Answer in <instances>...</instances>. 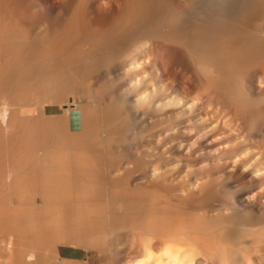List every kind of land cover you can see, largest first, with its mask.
Listing matches in <instances>:
<instances>
[{
	"label": "bare ground",
	"instance_id": "6f19581e",
	"mask_svg": "<svg viewBox=\"0 0 264 264\" xmlns=\"http://www.w3.org/2000/svg\"><path fill=\"white\" fill-rule=\"evenodd\" d=\"M11 1L0 0V264H230L226 244L246 246L254 239L264 246V212L258 221L237 212L192 217L182 203L167 198L170 180L157 168L163 163L155 162L156 155L118 152L130 143L137 112L150 116L179 108L181 98L168 99L164 85H157L167 80V63H158L166 52L188 61L217 88L220 75L216 79L212 72L230 60L227 51L241 32L234 31L236 25L260 12L257 0L192 1L186 10L195 19L192 26L178 8L156 0L143 23L124 31L118 42L106 32L86 43L67 28L57 32L44 13L35 24V12L14 9ZM150 36L161 42L148 51ZM108 62L117 69L105 75ZM132 161L142 163L141 172L119 180ZM121 235L130 243L122 245ZM81 252L86 256L80 258ZM251 258L248 264L259 263Z\"/></svg>",
	"mask_w": 264,
	"mask_h": 264
},
{
	"label": "rangeland",
	"instance_id": "374dc122",
	"mask_svg": "<svg viewBox=\"0 0 264 264\" xmlns=\"http://www.w3.org/2000/svg\"><path fill=\"white\" fill-rule=\"evenodd\" d=\"M157 1L159 3V0ZM157 1L139 0L138 2V0H63V5L62 0H12L11 3L14 9L19 7L17 10L27 11L28 9H31L30 11L35 12V24L40 22V17L42 16V13H44L46 16L48 15L47 17L50 21L52 20V24L55 23L54 27L57 28V32H60L59 30H63V27L67 28V30H71L77 40H81L83 43H86V41L93 39L94 37L97 38L101 35V37H103V34H106V32L112 36L111 37L109 35L111 38H113L114 34L115 37L113 40L118 42V36L124 35V31L125 33H128L129 31H132V29L136 28L135 25H140L143 23L142 21L144 20L148 9L150 10V7H153V4H155L154 2ZM192 1L196 2L197 0H162V3H166L167 6L174 8L176 7V9L178 8L184 16L182 19L186 18L185 24L187 22L188 24L186 25H191V23L193 25L195 19L192 18L189 13H187L189 11H186L188 9L190 10V5H192V3H195ZM257 1L258 2L256 3L261 7L260 8L257 6V12L260 10L258 13L259 16L256 13V16L253 17L249 22L244 20H240L238 22L239 25H236L234 31L237 33L241 31L243 34L241 32L237 34L236 36L238 38L234 36L235 39H239V41H237L236 44L232 43L234 46H230L233 48L232 50H229L232 51L231 53L227 51V54H230L229 57H233H230V60H228L229 63H227V60L226 63L224 62L226 67L223 66L224 64H221V67L223 66V68L218 65L219 67L214 70L215 72H212L214 78L218 76L216 79H218L220 75V79L217 80L218 83L220 82V85H218L217 88H214L210 83L206 82L203 77H200L201 74L198 72L196 73L197 70L192 64L185 60H183L184 63H181L180 57L174 55V52H166L167 55L165 54V57L158 61V63L161 64L164 62V65L167 63L166 67L169 69L167 70L166 68L168 71H166L167 76H165L167 77V80L163 77L164 81L161 78V83L159 82L157 85H164L163 87L164 90H166V97L168 99H172V97L174 98L175 96H179V98H181L179 105L180 109L172 107L173 109L169 108L167 111H165L167 114L157 112L150 116L142 114L141 111L137 112L138 116H135L137 121L133 124L135 128L132 126V129L134 130L132 133H129L131 135L134 133L132 135L133 137L129 135L132 137V139H130L129 136L127 139V142L130 141V143H127L128 147H126L127 145H123L125 147L122 148L123 146H121L122 150L118 147L120 150L118 152L122 154L125 151V154L135 156L137 151L140 150L139 152H141L145 150L144 152L146 154L147 152L148 154L152 152L150 155H156L154 157L155 162L158 160V164L163 163L157 168H159L160 171L166 170L165 172L170 180L169 184L171 185L170 189L172 190L169 189V194H167L168 197H166L170 200L172 199V201L174 200L173 203H182V205L185 206L186 210L188 211L187 213L195 218L196 215H198V218L206 219H215L219 217L226 218L229 217L231 212H237L242 218L246 219L247 217V219L258 221L261 217V214L264 212V180L262 177L263 162H261L264 161V0ZM16 3L19 5H16ZM24 8H27V10ZM66 10H68V12ZM135 11L138 12L136 13ZM66 13L68 16L65 15ZM62 14L65 16H62ZM189 17H191V19ZM58 20L60 24L57 22ZM252 22L254 23L252 24ZM81 26L83 28H81ZM64 30L66 31V29ZM165 30L167 31V29ZM247 30L248 32H246ZM259 31L261 33H259ZM78 32L80 33L79 35ZM245 33L246 35H244ZM250 34H252L251 37ZM158 37L159 36L148 37L145 40L148 43L145 45L149 44L150 46H146L147 49H145L148 51L149 49L152 50V45L153 47H158L159 43L161 42L158 41L160 40ZM259 37L262 38L263 42H260L261 40H259ZM253 38H256V40L258 38L257 41H259L261 44L259 45V42L253 40ZM248 42L252 43L250 44ZM242 43L243 45H241ZM167 44L170 43L167 42ZM238 44H240V46H238ZM170 45H172V43ZM250 46L252 47L249 49L248 47ZM212 50L213 49L207 51V60L212 59L211 57L214 54L211 52ZM158 51L159 50L156 52ZM234 51L236 52L235 54ZM151 52L153 51H150L148 59H150L154 53L153 52L151 54ZM142 59L140 61L143 62ZM146 65L147 64H145V66ZM114 67L117 69V66L114 65L113 62H108L106 65H104L102 72H104L106 75V72L110 73L114 71ZM145 70L149 72L151 71L150 68H146ZM207 85H210V87ZM173 89L177 91L175 92ZM83 101L86 102L85 100ZM77 102L80 103L79 100H77ZM58 112H60V108L58 109ZM159 114L162 115L160 116ZM163 123L164 125H162ZM163 126L164 130H162ZM135 135L138 138H136ZM134 137L135 140L137 139L136 142ZM133 147H138L139 149H133ZM135 150L137 151L135 152ZM132 151L135 153L133 154ZM138 154L141 153L137 152V155ZM159 158H162V162H159ZM226 158L227 161L225 160ZM133 163L134 164H130V167L127 168L130 173L126 168L123 169L124 171H121L119 180L122 181L125 178V181L129 176L133 177L135 174H139L141 172V169L139 168L142 167V163L137 162L139 163L138 165L136 161ZM140 165L141 167H139ZM131 170L133 171L131 172ZM122 177L123 179H121ZM187 178L189 181H187ZM173 194L175 196H171ZM199 202H202L201 205ZM120 237H118V240L122 243V245L125 243V241L130 243L131 238L126 237L125 235H121ZM260 243L261 242L258 240L250 239V245L248 244L246 246H238L236 243H229L232 246L226 244L228 254L230 253V256L232 255V257H230L227 254L232 261L230 264H234V262L235 264H246V261L248 264L249 258L251 256V259H256L255 261L252 260L253 262L258 260V264H264V246ZM234 249L236 251H234ZM233 255L235 256L233 257ZM238 255L241 256L243 261ZM84 256H86V254L81 252L80 258ZM235 257L238 258L236 259ZM259 258L262 260H259ZM232 259L236 261L233 262Z\"/></svg>",
	"mask_w": 264,
	"mask_h": 264
}]
</instances>
